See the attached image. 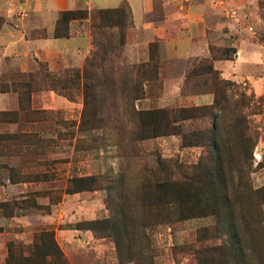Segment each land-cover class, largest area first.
<instances>
[{"label":"rangeland","instance_id":"1","mask_svg":"<svg viewBox=\"0 0 264 264\" xmlns=\"http://www.w3.org/2000/svg\"><path fill=\"white\" fill-rule=\"evenodd\" d=\"M36 1L16 0L9 8H13L10 11L15 19H23ZM126 4L129 5L124 2L121 6ZM98 10L94 9L96 12ZM231 18L240 19V16L231 14L228 19ZM253 19L251 16L242 18L241 22H235L236 28L247 27L252 32L249 27L253 26ZM250 31L246 30L247 33ZM257 37L264 42V27H260ZM226 41L228 44L219 42L213 46L220 50L233 48L230 39ZM119 57L112 55L109 59L111 84L96 90V97L91 100L87 114L84 87L75 84L73 78L77 71H82L88 59L82 68L70 65L55 74L46 64H40L39 78L33 79L35 84H32L35 86L33 92L39 91L38 97L33 102L31 99V108L27 100L24 111L17 116H7V119L18 122H11L15 126L13 131L4 134L37 132V136L43 140L41 145L27 147L23 155L0 159V163L15 167L17 173H21L20 178H27L30 174L32 181L38 178L37 181L45 183L38 189H24L25 194L19 198L22 200L29 195L31 206L38 204L42 209L28 207L23 212L18 211V217L30 215L37 221L41 216L47 221H41V225L36 224L35 229L30 231L23 223L1 216L0 264L7 261L9 242L31 245L35 236L43 231L54 232L70 264H264V192H257L264 188V95H256L250 84L232 81L234 85L228 90V101L223 104L225 106L219 120L224 149L219 170L222 173L215 177L214 186L220 190L221 182H226L232 191L239 192L230 204L235 208L233 217L242 240V247L235 250L231 248L234 242L232 232L226 229L230 221L225 217H221L220 221L211 215V211L203 209V201L205 204V198L209 195L204 193L202 197H185L184 200L200 202L201 206L181 214L178 203H173L180 186L168 185L162 191H151V188H143L140 181L148 176L145 174L148 170L159 169L160 160L165 163L166 176L174 180L178 179L179 173L176 167L186 174H195V177L202 173L201 177L204 176V171L197 168L207 155V149L196 143L197 136L193 132L210 128V119L196 122L198 130L191 127V122L174 125L158 122L155 130L159 134L171 135L141 141L140 136H153L154 131L152 127L143 129L140 124L148 122H138L134 115V108L152 110L205 106L197 101L198 96L192 97L194 89L204 90V87L195 85L198 80H192L184 87L185 76L198 59L161 62L163 78L152 85L150 98L134 102L131 66L140 64L146 57L139 49L133 63L130 55H127L126 45ZM7 75H17L14 79L18 84L29 82L27 78L22 79L21 74L9 72ZM180 76H184V80L181 92L176 93L174 86L178 85ZM165 81L169 84L166 92ZM51 82H58V89ZM63 82L68 84L65 91L59 88V83ZM49 91L58 93V97L48 94ZM184 136L193 137V145L184 147ZM164 175H160L162 181L165 180ZM88 178L96 181L93 189L75 191L78 188L76 180H82L79 183L87 186L91 184L86 181ZM5 181H10L9 174L0 171V186ZM70 188L74 189V193H67ZM19 193L18 190L7 191L5 196L8 200L3 199L18 200L9 197L16 198ZM183 195L187 196L186 192ZM165 202L173 204L166 205ZM155 203L162 205L148 208ZM188 208L191 207L185 209ZM116 212L127 215L124 228L127 242L134 250L135 261L119 262L113 238H100L101 233L75 229L82 222L105 220ZM206 212L209 214L200 215ZM191 214H194L193 217H189ZM53 222L56 224L53 225ZM119 226L121 228L122 225ZM75 242L79 247L74 246ZM65 244L74 247L66 249Z\"/></svg>","mask_w":264,"mask_h":264},{"label":"trees","instance_id":"2","mask_svg":"<svg viewBox=\"0 0 264 264\" xmlns=\"http://www.w3.org/2000/svg\"><path fill=\"white\" fill-rule=\"evenodd\" d=\"M87 19H90L92 22V37L95 50L88 58L82 71H77L73 78L75 84H82L84 87L86 114L89 106L92 105L91 100L93 101L96 97V90L104 85L111 84V69L108 67L110 62L109 59L112 55H116L117 58H120L119 56L123 54V48L126 45L127 32L134 25L132 11L127 4L116 9H100L97 12L87 9L64 11L59 15L55 37L69 38L70 24L75 20ZM115 32H117V35H115ZM210 51L211 56L209 58L198 59L193 64L192 68L185 76L184 87H186L192 80H198L195 85L204 87V90L196 91V89H194L192 97L212 94L214 95V102L212 105H192L152 110H136L134 108V115L137 117L138 122H148L144 124L142 123L140 126L143 129L152 127L154 131L153 136H140L141 141L153 137L171 135V133L159 134L157 130H155L158 127V122H167L171 125L180 124L182 122H191V127L198 130L196 122L210 119L212 122L210 128H202L199 132H193V134L197 136L196 143L207 149V155L200 161L197 168L204 171V176L201 177L203 175L202 173L200 176L195 177V174H186L180 170L181 168L176 167L179 173L177 174L178 179L174 180L168 175L166 176L167 171L165 169V163L160 160L159 169L148 170V172L145 173L148 176L142 177L140 181H142L141 186L143 188H151V191H162L163 188L168 185L180 186V189L176 190V198L173 200V203H178V209L181 214L189 213L193 211V209H196L197 206H201L200 202L190 203L189 201L184 200L185 197H197V195L202 197L204 196V193L209 195L205 198V204L203 201V209L211 211V215H215L220 221L222 220L221 217H225L227 221H230V223L227 222L226 229H229L233 235L234 242L232 243L231 248L237 250L242 247V240L239 236L238 227L233 217L235 208L233 206L231 207L230 204L239 195V192L237 190L232 191L231 187L226 182H221L222 185L220 186V190L214 186L215 177L222 173L219 172V170L222 165V151L224 149L223 141L220 137L221 122H219V120L221 118V113L224 110L225 105L223 104L228 101V90L230 89V86L234 85V83L222 77L221 72L215 69L214 62L217 60H234L238 51L234 47L220 50L213 45L210 47ZM160 70L161 60L159 56V44L152 43L149 46V61L131 66L132 78L130 79H134L133 86L135 95L132 98L134 102L150 98L149 96L152 85L158 82L161 78ZM51 84L54 88L58 89V82H51ZM67 85L66 82H63L62 84L59 83L60 90H67ZM10 88L20 94L21 109L17 112H0V123L18 122L16 120L7 119V116H17L20 112L24 111L27 100L29 102L28 107L31 108L30 105L33 92L32 82L29 81L22 84L14 82L11 87H8V90H10ZM26 95H28V98H26ZM41 113L44 112H37V114ZM168 124L166 128H168ZM37 135V132L33 134L25 131L16 134H0V159L13 156L18 157L24 154L23 151H25L27 147L31 145H41L43 140ZM188 137H183L184 147H189L194 143V138ZM254 146L255 143H253L252 147ZM0 171L8 172L9 180L12 184L32 181L30 174L27 178L24 176L23 178H20L21 173H17L18 170L15 167L6 163H0ZM164 173L165 180L162 181L160 175ZM33 180L37 181L39 179L36 178ZM79 181L83 182L82 180H76L75 185L78 188L75 191L77 192L91 191L96 184L94 178H88L86 180L90 181L91 184L89 185L91 186L88 184L87 186H83L84 184L79 183ZM197 186L200 187L197 189ZM185 192L187 196L183 195ZM257 192H264V188L257 190ZM67 193H74V189L70 188ZM220 197H222V200ZM30 199L31 196L27 195L22 198V200L18 199L0 202V217L4 216L8 219L18 217V211L23 212L26 208L32 207L29 202ZM173 203L165 202L166 205ZM160 205L162 204H150L148 208H157ZM187 207L191 208L185 209ZM32 208L41 210L42 206L36 204ZM118 211H120V208H118ZM118 213L119 212L114 213L112 217L105 220L82 222L75 229H87L96 234L101 233L102 236H99L100 238H113L119 262H132L135 261L136 257L133 254L134 250L132 246L126 239L127 234L124 228V221L127 218V215L125 213ZM208 214V212L200 213L201 216H206ZM193 215L194 214H191L189 217H193ZM262 222L264 224V220ZM119 224L123 226H121L122 229ZM0 232H3V228H0ZM7 247L8 258L5 264H70L63 250L57 243L53 231L41 232L35 236V241L31 245H27L23 242L11 241L8 243Z\"/></svg>","mask_w":264,"mask_h":264},{"label":"crops","instance_id":"3","mask_svg":"<svg viewBox=\"0 0 264 264\" xmlns=\"http://www.w3.org/2000/svg\"><path fill=\"white\" fill-rule=\"evenodd\" d=\"M15 1L0 0V112L21 109L20 94L11 88L8 90L17 82V75L13 77L7 73L21 74L22 79L27 78L35 84L33 79L39 78L40 64H46L53 74L61 73L70 65L82 68L92 54L94 45L90 19L73 21L69 38L55 37L61 12L80 8L90 11L116 9L124 2L129 4L134 23L126 43V52L132 62L139 49L146 57L141 63L148 62L152 43L159 44L161 62H172L209 58L212 45L219 42L228 44L226 39H230L232 47L238 51L236 57L234 60L215 61V69L221 72L224 79L250 84L256 95H264V42L257 37L260 27H264V5L261 4L264 0H37L23 19H15L10 11L13 8L9 6H13ZM236 13L240 19H228ZM248 16L254 17L253 26L249 27L252 32L247 27L236 28L235 24ZM183 77L177 79L179 83L174 86L176 93L181 92ZM164 85L166 92L168 81ZM38 93L32 92V102ZM47 93L58 97L54 91ZM197 101L201 105H212L214 95L198 96ZM14 127L12 123H0V134L12 132ZM44 184L41 181L19 184L5 181L0 186V201L8 200L5 196L7 191L18 190L20 193L16 198H9L19 199L25 194L24 189H38ZM12 220L23 223L30 231L35 229L36 224L41 225V221H47L41 216L35 221L30 215ZM74 246L79 247L77 242ZM74 246L65 244L66 249Z\"/></svg>","mask_w":264,"mask_h":264}]
</instances>
